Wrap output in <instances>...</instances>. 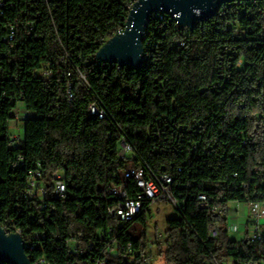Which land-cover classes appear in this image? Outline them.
Returning <instances> with one entry per match:
<instances>
[{"label":"trees","instance_id":"obj_1","mask_svg":"<svg viewBox=\"0 0 264 264\" xmlns=\"http://www.w3.org/2000/svg\"><path fill=\"white\" fill-rule=\"evenodd\" d=\"M3 1L0 225L32 243L33 264L142 262L146 234L133 230L147 212L128 223L109 215L120 203L111 183L126 184L129 198L140 193L135 178L123 179L129 167L174 180L180 211L168 220L166 264L264 260V229L260 242L239 241L221 221L212 238L214 219L199 200L264 201V0L230 3L194 31L154 16L142 69L97 58L137 0ZM20 104L29 113L23 141L9 132ZM93 104L106 118L90 115ZM123 139L133 149L127 160Z\"/></svg>","mask_w":264,"mask_h":264},{"label":"built area","instance_id":"obj_2","mask_svg":"<svg viewBox=\"0 0 264 264\" xmlns=\"http://www.w3.org/2000/svg\"><path fill=\"white\" fill-rule=\"evenodd\" d=\"M45 1L46 3H48V0ZM0 2H5V1L0 0ZM135 2H133L129 6V10L132 8ZM229 4L230 3L224 4L221 10L225 11V7ZM1 19L2 18H0V20ZM33 24H34L33 22L30 23L29 27H31V29H33L34 27ZM121 33L123 32H119L118 34ZM8 39L10 41L15 40L14 30L11 29L8 35ZM90 115L103 120L107 116V111L103 107H100L97 104H93L90 107ZM27 116H29V113L26 110L24 104H20L15 111V119L11 123V126L13 123H17L15 127H17L21 122L25 123V117ZM12 138L13 140H19V138L15 135H13ZM132 156H133L132 147L127 143L125 139H123L120 145L119 158L122 160H127ZM123 177H124L123 178L124 181H126V178L128 177H137L138 183H140V193H137L135 198H129L127 194L126 184H123L121 186H116L114 183H111L109 186V193L111 195H115L120 198L119 205L117 207H113L109 209V215L111 218L118 219L122 223H128L134 220L143 211L147 212L148 215L151 214V208L155 204L161 202H167L169 204H172L175 207V209H178L180 211L179 202L174 196V191H173L174 180L171 176L162 175L160 177H156L152 179L146 176V172L144 169L138 170L129 167L127 170H125V172H123ZM34 187L35 184L32 183V188ZM54 191H55V195L60 197H63L64 193L66 192V185L65 182L61 179V177H57L55 181ZM199 200L203 202L201 204L202 207L204 209H208L214 219V222H212L210 226V235L212 238L219 237L221 221H222L226 223V228L230 234L231 233L243 234L244 232L243 235L244 237L241 240H246L251 243H257L262 241L263 239L262 226H264V201L256 200L247 203L230 202L226 206H222V205H211L210 203L206 202L207 199L205 197H199ZM231 205H234L236 207L237 214L239 213L240 207L242 205H247V210L244 213V222H243L245 226L244 228L245 230L242 232H241V228L239 229V227L235 223L232 225L228 223L227 215L230 211ZM160 237L157 238L159 241H161ZM23 242L26 247V254H27L28 247L31 246L32 243H27L26 241ZM131 248L132 246L129 245V249L131 253L130 257L132 260H134L135 257L133 256V250ZM150 253L151 252H148L146 246V250L143 254V259L140 264H151L152 258L154 256L150 255ZM39 264H42V262H40ZM219 264H235V263L233 262V258H231L230 256H228V254H226L225 257L222 258L221 263ZM239 264H264V260H261L260 262L253 261V262L239 263Z\"/></svg>","mask_w":264,"mask_h":264},{"label":"water","instance_id":"obj_3","mask_svg":"<svg viewBox=\"0 0 264 264\" xmlns=\"http://www.w3.org/2000/svg\"><path fill=\"white\" fill-rule=\"evenodd\" d=\"M245 0H137L126 20L125 31L108 40L98 51V60L123 68L142 69L145 63L143 39L151 18L163 13L182 27L194 31L199 22L218 15L222 6ZM0 264H32L22 237L8 235L0 225Z\"/></svg>","mask_w":264,"mask_h":264},{"label":"rangeland","instance_id":"obj_4","mask_svg":"<svg viewBox=\"0 0 264 264\" xmlns=\"http://www.w3.org/2000/svg\"><path fill=\"white\" fill-rule=\"evenodd\" d=\"M22 107V106H21ZM25 111V110H24ZM27 117H25L26 120ZM17 123H13L10 127V134L17 136L21 141L25 139V123L21 122L17 127ZM247 210V205H242L239 210V215L237 214L236 207L234 205L230 206V211L227 215L229 224H236L241 232L244 231V213ZM179 214L172 204L167 202H161L155 204L151 208V214L147 217V223L144 226L142 223L138 222L134 225L133 236L139 238L141 234H146V246L150 255L154 256L152 258L151 264H166L161 251L165 250V239L168 230V220L178 218ZM232 238L237 240L243 239L242 233H231ZM161 236V237H160ZM161 239L159 241L157 238ZM155 245V246H154Z\"/></svg>","mask_w":264,"mask_h":264},{"label":"bare ground","instance_id":"obj_5","mask_svg":"<svg viewBox=\"0 0 264 264\" xmlns=\"http://www.w3.org/2000/svg\"><path fill=\"white\" fill-rule=\"evenodd\" d=\"M3 8H4V4H2V3H0V18H2L3 17V15H4V10H3ZM221 11V10H220ZM159 14H161V13H159ZM159 14H155L154 16H156V15H159ZM219 14V13H218ZM153 16V17H154ZM152 17V18H153ZM151 18V19H152ZM187 28V27H186ZM148 30V29H147ZM147 32V31H146ZM145 32V33H146ZM145 36V35H144ZM144 40V39H143ZM145 58H146V56H145ZM108 64H110V63H108ZM113 65H115V64H113ZM117 66H119V65H117ZM119 67H121V66H119ZM130 178H135L136 180V182H137V186L140 188V183H138V178L137 177H128V178H126V181L128 180V179H130ZM263 229H264V226H262V231H263ZM12 234H16V233H12ZM20 236H21V234H20V232L18 233ZM8 235H11L10 233H8ZM22 237V236H21ZM23 239V238H22ZM24 241V240H23Z\"/></svg>","mask_w":264,"mask_h":264}]
</instances>
